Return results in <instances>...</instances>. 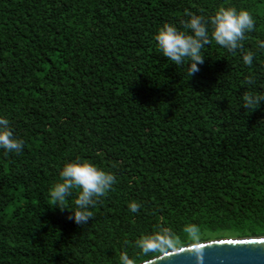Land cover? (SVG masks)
<instances>
[{"label":"trees","instance_id":"16d2710c","mask_svg":"<svg viewBox=\"0 0 264 264\" xmlns=\"http://www.w3.org/2000/svg\"><path fill=\"white\" fill-rule=\"evenodd\" d=\"M221 6L252 14L253 63L213 40L190 77L155 35L183 30L186 9L209 19ZM260 41L264 0H0V117L25 141L0 148V264H120L122 246L139 263L150 258L134 241L161 221L185 244L191 223L258 233L264 101L242 106L264 95ZM77 158L117 179L84 225L68 219L78 190L64 211L50 197Z\"/></svg>","mask_w":264,"mask_h":264},{"label":"clouds","instance_id":"9594fccd","mask_svg":"<svg viewBox=\"0 0 264 264\" xmlns=\"http://www.w3.org/2000/svg\"><path fill=\"white\" fill-rule=\"evenodd\" d=\"M185 15L190 19L181 21L183 30L174 24L164 23L155 35V40L158 42L159 50L174 64L182 66L185 61L190 64L188 67L190 77L200 71L199 65L204 63L202 50L213 40L229 52L239 49L243 53L244 64L252 65L255 53L244 51L243 44L247 38L246 34L255 29V21L248 10L221 6L209 19L187 9ZM259 47L264 49V41L259 42ZM248 82L253 83L254 78L248 77ZM243 101L242 107L254 110L259 107L261 101H264V95L245 92ZM24 146L25 141L14 135L9 120L0 117V148L9 153H20ZM59 175L60 182L50 189L51 200L64 211L66 208L69 209L64 206L65 201L73 196V190H78L74 200L75 207L69 209L72 214L68 217L77 225L87 224L93 218L90 209L95 207L117 183L114 173L98 167L91 160L80 158L65 163ZM140 208L141 204L135 200L129 203V211L132 213H138ZM183 232L191 243L185 244L171 227L161 221L152 231L142 233L134 241V247L140 250V255L149 257L156 264L170 261L184 251L194 258L195 264H204L206 247L201 240V228L191 223L183 227ZM118 255L120 264H137L136 258L130 257L127 247L122 246ZM150 260H143L142 264H150Z\"/></svg>","mask_w":264,"mask_h":264},{"label":"water","instance_id":"95a60500","mask_svg":"<svg viewBox=\"0 0 264 264\" xmlns=\"http://www.w3.org/2000/svg\"><path fill=\"white\" fill-rule=\"evenodd\" d=\"M203 243L206 247L204 264H264V236L217 238ZM150 264L156 262L150 260ZM161 264H195V260L184 251Z\"/></svg>","mask_w":264,"mask_h":264},{"label":"rangeland","instance_id":"374dc122","mask_svg":"<svg viewBox=\"0 0 264 264\" xmlns=\"http://www.w3.org/2000/svg\"><path fill=\"white\" fill-rule=\"evenodd\" d=\"M201 228V240L208 241L212 239L217 238H243V237H255V236H264V234H261L260 232H264V226L258 227V233L255 234V232H249L247 231V235L243 237H239V231L234 228H216L214 230H210L206 227H200ZM256 230V231H257Z\"/></svg>","mask_w":264,"mask_h":264}]
</instances>
